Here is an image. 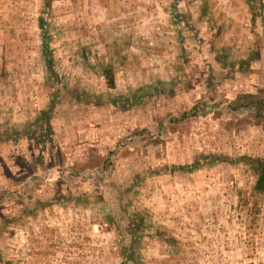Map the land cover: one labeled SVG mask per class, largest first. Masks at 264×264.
<instances>
[{
    "label": "rangeland",
    "instance_id": "1",
    "mask_svg": "<svg viewBox=\"0 0 264 264\" xmlns=\"http://www.w3.org/2000/svg\"><path fill=\"white\" fill-rule=\"evenodd\" d=\"M46 2L0 0V197L41 177L0 203V264H264V0H121L124 31L119 0Z\"/></svg>",
    "mask_w": 264,
    "mask_h": 264
},
{
    "label": "crops",
    "instance_id": "2",
    "mask_svg": "<svg viewBox=\"0 0 264 264\" xmlns=\"http://www.w3.org/2000/svg\"><path fill=\"white\" fill-rule=\"evenodd\" d=\"M115 10H116V14L112 18V20L113 21L117 20L116 22H119L120 24H122V25H120V27L122 28L121 29L122 31H124L125 28H127V26L129 25L130 22H128V21H131L132 19H135V22L137 24L138 21H140L144 17H146V15L144 13H142V12H140L138 10H135V11L131 12V11H128L127 9H125L124 8V4L121 3V0H119V2L117 3V8ZM157 16L160 17V14L159 15L157 14ZM125 22L128 24L127 26L125 25ZM142 24H141V22H139L138 28L141 29L142 30V34H144L146 32V28ZM168 64H170V63H156V65H154L153 70H154V72L156 74L155 75V79L153 81L154 84L158 85V83L159 84L163 83L165 86H167L168 84H171V81L166 78L165 74H163L164 70L168 67ZM125 65L121 66V71L120 72L125 77L124 78L125 79V83H127L129 88L130 87L132 88L134 86V84H138L140 82V80H143L142 81V86H141V88H137V90L146 88L147 87V80H149V82H150L151 79H150V77H148V76H146L144 74L145 72L143 71V69L138 67V64H137L136 65V74H132L131 75L130 74L131 72H130L129 68H126ZM116 83H117V81H116ZM130 84H132V85H130ZM116 86H117V84H116ZM131 92H133V91H131ZM128 93L130 94V91H124V90L120 91V94H122V96H125ZM196 96H198V95H196ZM207 107H209V109H211V110L217 109L215 107V105H207ZM197 109H198V107H197ZM41 145H43V148H45V144L44 143H42ZM43 148H42V151H43ZM55 168L56 169L51 170L49 172V174L44 177V181L45 180L46 181H56V180H60V179H63V178L67 179L66 176L63 175L64 171L61 172L60 168H58V167H55ZM98 173H100L98 170L94 171L95 175H97ZM68 174L71 175L72 172L68 173ZM54 175H57V177L52 178Z\"/></svg>",
    "mask_w": 264,
    "mask_h": 264
},
{
    "label": "trees",
    "instance_id": "3",
    "mask_svg": "<svg viewBox=\"0 0 264 264\" xmlns=\"http://www.w3.org/2000/svg\"><path fill=\"white\" fill-rule=\"evenodd\" d=\"M53 1L54 0H47V2L45 4L46 8L50 9L52 7ZM42 30H43V35H45V31L43 29V26H42ZM42 57H43V61H44L47 72L50 75H54L56 73V70H57L56 60H55L54 54H53L49 44L47 43V40L45 39V37L43 39ZM97 72L102 77L105 78L106 84L110 89H116V75H115L114 68L112 66H107L105 64H99L98 68H97ZM258 108L261 112H263L264 111V104L262 102H260ZM43 114L45 117L48 118V112L45 111ZM45 127H46V129L51 130V123L49 120L46 121ZM20 134L21 133H19L17 135V137L20 138ZM43 140H46V138H44ZM41 143H44V141H41ZM242 162H245V164L250 166V169L253 171V174L256 177V184H255V187L253 190V196H262V195L264 196V160L258 159V158H252V159L249 158L248 159V158L244 157V158H242ZM133 245H134V242H133ZM132 256H133V254H132Z\"/></svg>",
    "mask_w": 264,
    "mask_h": 264
},
{
    "label": "flooded vegetation",
    "instance_id": "4",
    "mask_svg": "<svg viewBox=\"0 0 264 264\" xmlns=\"http://www.w3.org/2000/svg\"><path fill=\"white\" fill-rule=\"evenodd\" d=\"M73 176L76 177L77 175L75 174ZM40 178L41 177L36 176V177L30 179L27 182L26 185L24 184V185L20 186L18 190H16V191H10L8 193H4L0 197V203L2 201H4V200H8V199H11V198L15 197L17 200H20V201H25V200L28 201L29 200V202L32 203V204H37V205L40 204L39 202H37L38 199L35 200L37 203L36 202L33 203L31 201V199L29 198L30 197L29 196L30 195L29 189L35 187ZM3 184H5V181L3 179H1L0 180V186L3 185ZM35 209H37V208H34L33 210H35ZM33 210H31V211H33Z\"/></svg>",
    "mask_w": 264,
    "mask_h": 264
},
{
    "label": "water",
    "instance_id": "5",
    "mask_svg": "<svg viewBox=\"0 0 264 264\" xmlns=\"http://www.w3.org/2000/svg\"><path fill=\"white\" fill-rule=\"evenodd\" d=\"M130 264H132V262H130Z\"/></svg>",
    "mask_w": 264,
    "mask_h": 264
}]
</instances>
